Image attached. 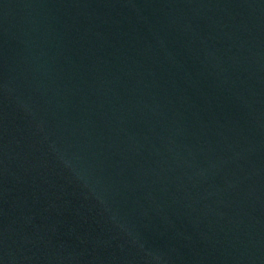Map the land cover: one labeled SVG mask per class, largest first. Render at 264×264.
Instances as JSON below:
<instances>
[{"label": "water", "instance_id": "obj_1", "mask_svg": "<svg viewBox=\"0 0 264 264\" xmlns=\"http://www.w3.org/2000/svg\"><path fill=\"white\" fill-rule=\"evenodd\" d=\"M0 264H264V0H0Z\"/></svg>", "mask_w": 264, "mask_h": 264}]
</instances>
